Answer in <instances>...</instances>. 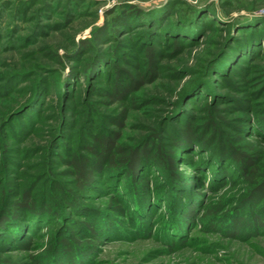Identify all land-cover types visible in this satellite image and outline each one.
<instances>
[{
	"label": "rangeland",
	"instance_id": "rangeland-1",
	"mask_svg": "<svg viewBox=\"0 0 264 264\" xmlns=\"http://www.w3.org/2000/svg\"><path fill=\"white\" fill-rule=\"evenodd\" d=\"M116 131L136 170L81 188ZM237 153L264 173V0H0V264H264Z\"/></svg>",
	"mask_w": 264,
	"mask_h": 264
},
{
	"label": "trees",
	"instance_id": "trees-1",
	"mask_svg": "<svg viewBox=\"0 0 264 264\" xmlns=\"http://www.w3.org/2000/svg\"><path fill=\"white\" fill-rule=\"evenodd\" d=\"M149 57H152L153 49L148 47L147 49ZM136 82V83H135ZM143 81L138 79L136 81L130 82L127 87L122 91L115 89L112 93V100L116 101L120 99L124 91L132 90L137 87ZM124 115V114H123ZM125 116V115H124ZM119 125L121 122H118ZM188 137H191L189 131L185 132ZM120 134L118 131L112 134H101L93 137V143L89 146L90 151L94 152L95 158L73 155L69 160V166L71 167V172L75 176L76 183L81 188L84 184L92 179L94 175L95 168L105 165L108 168H121L125 167L129 170H136L139 163V156L141 155L140 150L137 149H126L125 147L119 145L118 141ZM146 150L142 152L146 155ZM170 154H165L163 156V151L159 149L154 154V157H158L157 160L160 163L167 161L172 165V160L169 157ZM234 159L242 162L241 168L244 172L246 180L253 185L251 194L255 198H259L260 201L264 202V173L259 168L258 164L254 160H248L244 158V154L237 153L234 155ZM22 204H28L27 199L22 201Z\"/></svg>",
	"mask_w": 264,
	"mask_h": 264
}]
</instances>
